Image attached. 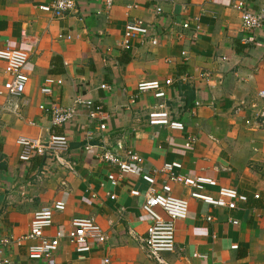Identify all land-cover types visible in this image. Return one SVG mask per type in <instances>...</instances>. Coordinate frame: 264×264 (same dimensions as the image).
I'll use <instances>...</instances> for the list:
<instances>
[{"label":"crops","instance_id":"crops-1","mask_svg":"<svg viewBox=\"0 0 264 264\" xmlns=\"http://www.w3.org/2000/svg\"><path fill=\"white\" fill-rule=\"evenodd\" d=\"M52 1L0 0V49L29 53L25 92L0 95V238H10L4 246L10 264H104L105 257L111 264H164L149 258L141 241L148 183L133 177L139 195L111 187L106 175L119 169L99 160L104 145L119 154L133 148L143 158L141 171L180 161L178 173L217 181L205 192L216 195L224 186L247 196L228 210L173 184V194L189 198L190 206L187 218L176 222L175 250L162 254L165 264H264V25L245 30L235 7L245 1L261 10L264 0H116L110 8L104 0H76V9L60 16L41 8ZM132 19L144 20L152 36L125 48ZM47 76L63 79L51 95L40 90ZM8 78L0 60V88ZM152 80L162 82L166 97L139 92V83ZM80 95L102 102L103 111L90 118L82 107L74 123L54 125L40 107L53 101L70 106ZM161 102L183 130L149 124L151 114L163 110ZM53 134L69 138L64 159L75 171L40 155L20 159V136L47 141ZM163 180L157 176L158 187ZM59 198L66 208L55 212L49 235L84 217L99 224L107 240L82 258L63 238L51 258L32 260L27 247L35 241L22 238L33 214Z\"/></svg>","mask_w":264,"mask_h":264},{"label":"built area","instance_id":"built-area-1","mask_svg":"<svg viewBox=\"0 0 264 264\" xmlns=\"http://www.w3.org/2000/svg\"><path fill=\"white\" fill-rule=\"evenodd\" d=\"M116 0H104L106 6L110 8ZM235 7L242 14V21L245 30L253 31L264 25V9L256 10L245 1H239ZM45 11H51L56 16H60L76 9V0H53L48 5L41 7ZM161 11L159 7L157 9ZM184 27L189 26L186 21ZM150 26L141 19H132L126 25L122 45L125 48L131 46V40L135 38L151 37ZM253 38H249L252 40ZM153 43H157V38H152ZM0 60L5 62V71L9 78L0 88V95L20 96L25 92L26 85L29 81L25 69L29 62V53L20 47L8 46L0 49ZM173 82L171 78L165 80V84L170 85ZM63 83L62 78L47 76L40 87L45 95H51L56 85ZM102 88L107 89V84H102ZM138 90L141 93L153 91L157 98L166 97V91L160 80L145 81L138 84ZM264 97V90L259 92ZM199 104V102L197 103ZM163 110L154 112L150 116L149 124L153 126L167 125L172 129H184L183 122L171 120L167 112L168 107L165 102L158 104ZM41 109L45 110L54 125H66L77 121L80 109L87 108L90 118H95L103 111L102 102H94L85 96H77L70 106H62L53 101L49 104L44 103ZM80 107V108H79ZM264 117V112L262 113ZM101 129L106 128L105 123L99 125ZM91 134V132H87ZM195 138L186 142L190 146ZM21 145L22 151L20 159L29 161L34 155L44 156L57 164L75 171L74 162L64 159V154L70 148V140L65 134H53L47 141L28 136H20L17 139ZM93 145L87 144V152H92ZM99 160L116 166L119 170L117 173H108L107 182L111 187L117 186L128 187L130 193L139 195V190L133 188L134 176H141L147 183L148 189L145 192L142 211L148 218L147 236L142 238L143 248L146 255L160 263L165 261L162 254L172 252L176 247V222L184 220L189 213V198L185 196H176L173 194V184L181 185L189 190V196L202 200L209 206L226 208L228 210L236 209L238 203L247 201V196L238 192L236 188L221 186L216 195L205 192L206 185L215 186L217 181L209 176H190L178 173L176 169L182 167L180 161L166 162L162 167L151 169V172L141 171L143 158L137 154L133 148H128L124 154L113 151L109 146H103L102 152H98ZM0 171V181H1ZM163 176L164 180L161 185L157 186V176ZM65 184V182H62ZM111 198H116V194H111ZM259 193L256 197H259ZM66 208V201L62 198L55 199L52 203L40 210H37L31 219L29 232L22 239H31L35 242L27 247V255L32 260H43L51 258L58 250L63 238H67L75 249L85 257V253L90 252L93 248L104 244L107 240L105 231L99 224L90 218L76 217L71 221V228L68 231L59 230L55 235H49L47 230L53 225L55 212L63 211ZM165 214V215H164ZM210 220L211 216L207 215ZM232 223H238V220H231ZM10 242V238H0V264H10V259L4 253V246ZM233 248H237L234 245ZM104 264H111L110 257L103 259Z\"/></svg>","mask_w":264,"mask_h":264}]
</instances>
